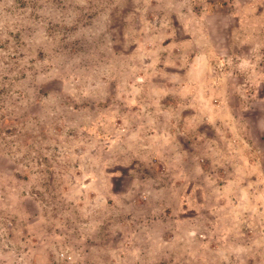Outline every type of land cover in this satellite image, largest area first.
<instances>
[{"label":"rangeland","instance_id":"rangeland-1","mask_svg":"<svg viewBox=\"0 0 264 264\" xmlns=\"http://www.w3.org/2000/svg\"><path fill=\"white\" fill-rule=\"evenodd\" d=\"M0 264H264V0H0Z\"/></svg>","mask_w":264,"mask_h":264}]
</instances>
